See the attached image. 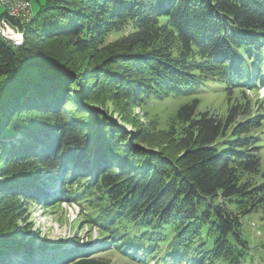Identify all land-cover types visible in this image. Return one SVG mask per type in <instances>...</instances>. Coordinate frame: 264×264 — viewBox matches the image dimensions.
<instances>
[{
  "label": "trees",
  "instance_id": "obj_1",
  "mask_svg": "<svg viewBox=\"0 0 264 264\" xmlns=\"http://www.w3.org/2000/svg\"><path fill=\"white\" fill-rule=\"evenodd\" d=\"M31 1L23 45L0 39V264H108L80 249L37 261L49 247L6 223L29 201L79 203L108 244L145 264L254 262L242 220L264 213L262 121L235 124L249 114L239 103L224 119L199 112L194 96L258 92L264 0ZM164 34L180 48L160 46ZM73 54L82 60L68 67ZM73 67L82 98L68 94ZM169 97H194L176 115L178 151L131 144L92 110Z\"/></svg>",
  "mask_w": 264,
  "mask_h": 264
},
{
  "label": "rangeland",
  "instance_id": "obj_2",
  "mask_svg": "<svg viewBox=\"0 0 264 264\" xmlns=\"http://www.w3.org/2000/svg\"><path fill=\"white\" fill-rule=\"evenodd\" d=\"M33 10L36 14L38 11L36 3H33ZM3 13L4 8L0 7V16ZM128 26V23L125 24L122 28L124 31L119 32L116 37L125 35ZM162 36L163 39L158 43L160 46L173 51L180 48L178 42L175 41L176 39L165 34ZM14 38L15 34L9 36L10 40ZM81 60L79 55L73 54L71 62L67 65L71 67L73 64L81 62ZM72 69L75 70L73 76L77 84L72 86L71 83L73 82L67 83L69 87L68 94L71 93L73 97L81 96L82 98V95L79 94V87L81 84L83 90L85 89L84 84H82L85 77L77 74L78 68L73 67ZM84 74L87 75L88 70L82 73V75ZM262 82L263 84L257 86L258 92L250 86L246 87L243 93L239 90L227 93L225 89H218L217 87L216 90L203 91L198 96H194L200 99L198 111L208 112L210 115L224 119L228 116L231 105L239 103V105H243L240 111H248L249 114L247 117L242 116L237 119L235 124L251 116H260L259 118L263 124L262 131L264 132V75L262 76ZM194 97H169L160 101H142L138 103L131 101L132 103H123L120 110L112 104L111 100H108L104 105L101 103L93 105L92 110L99 111L102 118L107 120L115 130L128 136L131 144L138 141L137 143L141 148L148 151L153 146L156 152L160 151L158 147L168 148L169 145L176 144L177 148L175 149L178 151L180 149L179 141H181V136L183 137L184 133L183 126L177 121L176 115L179 108L186 103H190ZM83 103L87 108H91L89 101L84 102L81 99V104ZM232 128L234 127L232 126L230 130ZM143 138L148 139L146 142H140ZM261 172L262 176L258 177L259 181L264 178V155L261 161ZM21 204L25 206L20 212L21 216H16L13 222L6 223L11 225V229H16L15 233L21 235L20 237H27L25 239L35 238V246L41 242L49 247L48 252L35 253L37 261H39L40 255L48 257L46 261H52L54 258L51 259V252H61L56 250L63 249L64 252H68L80 249V251L86 252L88 257L102 259L108 264H145L108 244V239H103L99 229L89 223L87 212L83 210L79 203L64 201L49 205L50 203L47 201L46 203L44 201H29ZM242 224L243 235L250 245L248 256L255 259L251 264H264V213L254 212L249 214L243 218ZM76 258L78 256L72 260Z\"/></svg>",
  "mask_w": 264,
  "mask_h": 264
},
{
  "label": "built area",
  "instance_id": "obj_3",
  "mask_svg": "<svg viewBox=\"0 0 264 264\" xmlns=\"http://www.w3.org/2000/svg\"><path fill=\"white\" fill-rule=\"evenodd\" d=\"M0 4L10 5L8 16L11 18H16L22 23L24 22V16L26 13L30 12V4L28 2H11L10 0H0ZM10 31V23L8 20L3 19L0 21V35H5ZM17 45H20V42L17 43Z\"/></svg>",
  "mask_w": 264,
  "mask_h": 264
},
{
  "label": "water",
  "instance_id": "obj_4",
  "mask_svg": "<svg viewBox=\"0 0 264 264\" xmlns=\"http://www.w3.org/2000/svg\"><path fill=\"white\" fill-rule=\"evenodd\" d=\"M11 2H28L29 4H30V9H31V13H32V16L34 17V10H33V3H32V1L31 0H10ZM0 7H2V8H4V13L1 15V16H3V15H5L6 14V16H4L3 18H1L0 19V21L1 20H3V19H6V20H8V22L10 23V25L12 26V29H18L21 33H22V43L20 44V45H17L15 42H9V41H6V40H3V41H6L7 43H9V44H11L14 48H19V47H21L22 45H23V43H24V32H23V27L25 26V25H27V24H29V23H27V24H25V23H22L21 21H19L18 19H16V18H11V17H9L8 16V11H9V9L8 8H10V5H5V6H3V5H1L0 4ZM0 16V17H1ZM2 40V39H1Z\"/></svg>",
  "mask_w": 264,
  "mask_h": 264
},
{
  "label": "bare ground",
  "instance_id": "obj_5",
  "mask_svg": "<svg viewBox=\"0 0 264 264\" xmlns=\"http://www.w3.org/2000/svg\"><path fill=\"white\" fill-rule=\"evenodd\" d=\"M33 18L31 10L29 13H26L24 16V22L23 23H29L31 19ZM15 34V38L13 40L9 39V36ZM20 35V31L18 29H12V26L10 25V31L6 33L5 35H0V39H6L8 41L16 42L18 40V37Z\"/></svg>",
  "mask_w": 264,
  "mask_h": 264
}]
</instances>
